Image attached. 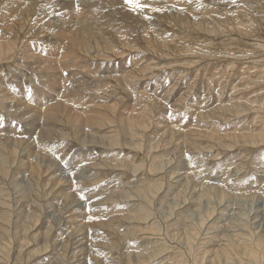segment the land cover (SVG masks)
I'll list each match as a JSON object with an SVG mask.
<instances>
[{
  "label": "rangeland",
  "instance_id": "rangeland-1",
  "mask_svg": "<svg viewBox=\"0 0 264 264\" xmlns=\"http://www.w3.org/2000/svg\"><path fill=\"white\" fill-rule=\"evenodd\" d=\"M24 1L7 0L2 10L5 4L12 6L4 12L0 9V138L6 143L0 150V204L6 205L3 211L12 219L11 230L26 232L31 254L40 251L39 258H49L51 250L41 249L46 245L43 240L53 238L44 234L51 230L53 236H59L57 244L68 243L67 234L71 236V245L63 249L68 250L67 254H71L73 247L82 245L78 258L84 264H109L110 253L106 249L115 238L119 241L121 234L112 240L107 238L106 243L99 244L98 238L111 235V215L127 213L133 208L132 204L131 208L123 207V193L134 196L135 187L148 181H161L166 188L175 181L183 183L180 188H171V196L165 198L162 194L161 200L150 206L152 217L145 231L151 224L156 225L160 234L167 236L168 252L182 249L188 264H193L199 253L195 252L196 246L188 252L184 250L185 241L170 235L193 226L200 237L224 207L228 223L250 224L258 215L262 223L256 226L260 230L257 232L264 230V141L259 144L250 139L264 129V70L258 69L256 64L260 60L254 51L247 52L245 48L242 50L246 52H241L232 45L222 46L219 41L224 35L214 33L217 27L224 32L243 27L247 30L244 33L254 32L259 26L257 18L253 20L255 23H242L245 26L234 28L233 17L256 13L264 21V0H141L147 7L135 11L125 0H56V6L51 3L55 12L47 19L38 17L51 5L47 0ZM185 10L201 25L195 34L189 33L195 46L180 49L170 42L177 35L184 36L179 25L187 15ZM64 19L70 36H54L49 31V22ZM76 26H92L95 34L86 38L84 33L75 31ZM173 26L180 31H175ZM119 27L125 30L124 36L115 31ZM235 31L233 38L239 34ZM154 33H158L160 43L170 46L155 49L151 41ZM217 38L215 43H209ZM10 45L13 53L6 51ZM243 53L248 55L245 57ZM234 85L238 87L236 91ZM145 97L152 105L142 101ZM155 103L158 112H153ZM224 106L229 107L227 111L223 110ZM133 124L136 129L141 130L138 124L147 128L138 135L133 147L141 144L158 156L166 153L155 166L148 162L140 171L133 164L146 154L132 152L125 146L126 140L133 139L129 132ZM113 135L120 136L123 145L111 151L106 143L111 144ZM33 162L40 165L39 175L27 169ZM170 171L175 174L168 178ZM100 172L103 179H93ZM191 172L195 175L188 181ZM235 181L236 184L243 181L237 185L240 189L254 184L259 197L238 196L234 193V188H238ZM54 182L60 185L53 190ZM222 182L231 188V195L220 200L222 196L213 186L220 188ZM179 215L184 220L182 226L181 218L179 224L174 223ZM200 222L204 225L200 226ZM1 228L5 227L0 224V234L4 232ZM215 230L214 227L206 230V236L200 239L208 241ZM76 241L80 243L77 246ZM123 245L120 243L118 264L128 263L125 256L133 247L122 250ZM164 258L162 254L157 263L152 260L147 264H163L164 261L159 262Z\"/></svg>",
  "mask_w": 264,
  "mask_h": 264
},
{
  "label": "bare ground",
  "instance_id": "bare-ground-1",
  "mask_svg": "<svg viewBox=\"0 0 264 264\" xmlns=\"http://www.w3.org/2000/svg\"><path fill=\"white\" fill-rule=\"evenodd\" d=\"M7 1V0H0V9H1V12H4L5 10L8 11L9 9V6H12L11 3L10 4H5V9L2 10V7L4 4V2ZM10 1V0H9ZM24 1V0H23ZM26 1V0H25ZM25 1L23 3H25ZM29 1H32V0H29ZM47 0V4H51L53 3L54 5L56 4V0ZM62 2H64L65 0H60ZM69 1V0H68ZM107 1V0H105ZM124 1V0H123ZM16 2V1H15ZM36 2V1H35ZM59 2V1H58ZM57 2V3H58ZM70 2V1H69ZM82 2V1H81ZM103 2V1H102ZM112 2V0H111ZM32 3V2H31ZM68 3V2H67ZM110 3V2H109ZM108 3V4H109ZM120 3V2H119ZM17 4V3H16ZM60 4V3H59ZM70 4V3H69ZM73 4V3H72ZM103 4V3H101ZM105 4V3H104ZM107 4V5H108ZM147 4V3H146ZM246 4V3H245ZM252 3H250L251 5ZM28 5V4H27ZM244 5V4H243ZM15 6V5H13ZM36 6V5H34ZM56 6V5H55ZM86 6V5H85ZM249 6V5H248ZM17 7V6H16ZM24 7V6H23ZM26 7V6H25ZM33 7V6H32ZM66 7V6H65ZM64 7V8H65ZM71 7V6H70ZM94 7V5H93ZM239 7V6H238ZM19 8V7H18ZM29 8V7H27ZM37 8V6H36ZM39 8V7H38ZM53 8V5L51 4L49 6V8L47 9H44L43 13L40 14V16H38L39 18L43 17L42 19H47L46 17L49 16L51 13L55 12V11H52L51 9ZM73 8V7H72ZM14 9V8H13ZM31 10V8H29ZM261 9V6L260 8ZM36 11V9H34ZM75 10V9H74ZM84 10V9H83ZM86 10V9H85ZM258 10V9H257ZM256 10V12H258ZM24 11H26V9H24ZM88 11V10H87ZM187 12V15L184 17V20L183 22L179 25L181 27V29L184 31V33H182L184 36L182 37H179L177 35L175 41L173 42H170L171 44H173V46L175 44L178 45V47L180 49H184L185 47L187 46H195L194 44V41L191 40V37H192V34L189 35V33H194L195 34V30L197 27H199L201 25V22H199L198 20H196V18H193L189 17V13L187 10H185ZM0 12V13H1ZM29 12V11H28ZM66 12V11H65ZM84 12V11H83ZM126 12V11H125ZM253 12V11H252ZM261 12V11H259ZM30 13V12H29ZM67 13V12H66ZM86 13V12H84ZM84 13L82 15H84ZM193 13V12H192ZM254 13V12H253ZM128 14V13H127ZM207 14V13H206ZM250 14V13H249ZM249 14H238L236 16L232 17L235 18V21L233 23V27L236 28V27H242V26H245V25H249L247 22H250V23H253L254 19L257 18L258 22L257 24H259V26H256V30L254 32H242V31H245L246 29H244V27L239 30V29H236L237 31H235V29H231L230 28V31H222L220 29H217V28H214V33L216 32V34H220V35H224V37L221 39V41H219V43L224 46V45H227V46H230L232 45L234 47V50L236 51L237 49L238 50H241V52L243 51L242 49H245L246 48V51L249 52V50H252L255 52L256 55H258L260 61H256L258 64L257 67L258 69H262L264 70V21H261L259 19V17H256V13L255 15H249ZM12 15V14H11ZM26 15V14H24ZM32 15V14H31ZM72 15V14H71ZM81 15V14H80ZM93 15V14H92ZM17 16V15H16ZM33 16H34V13H33ZM68 16V15H67ZM94 16V15H93ZM239 16V18H237ZM255 16V17H254ZM15 17V16H14ZM75 17V16H73ZM83 17V16H81ZM81 17H78V18H81ZM216 16H214L215 18ZM261 17V16H260ZM24 18V17H23ZM58 18V17H57ZM246 18V19H245ZM262 18V17H261ZM30 19V18H29ZM73 19V18H72ZM209 19V18H208ZM219 19V17H218ZM241 19H245L246 21L244 20H241ZM264 18H262L263 20ZM18 20V19H17ZM24 20V19H23ZM28 20V19H27ZM74 20V19H73ZM11 21V20H10ZM22 21V20H21ZM241 21V22H239ZM252 21V22H251ZM26 22V21H24ZM72 22V21H71ZM88 22V21H87ZM14 23H17V22H14ZM12 23V24H14ZM84 23V22H83ZM90 23V22H89ZM94 23V22H93ZM242 23H245V25H243ZM255 23V22H254ZM12 24H8V25H12ZM20 24V23H18ZM26 24V23H25ZM75 24V23H74ZM86 24V23H85ZM256 24V25H257ZM95 25H98V24H95ZM108 25V24H107ZM106 25V26H107ZM13 26H16V25H13ZM20 26V25H19ZM105 26V25H104ZM104 27V29L106 31H108L107 27ZM216 26V25H215ZM17 27V26H16ZM25 27V26H24ZM23 27V28H24ZM67 21L64 19V21H60V20H51L48 24V28H49V31H52L53 35L54 36H58V37H65V35H68V37L70 36V34H68L66 32V29H67ZM78 27V26H76ZM82 27V28H81ZM81 27H78L75 29V31L78 33H84L86 35V38H91V36H94L95 32H94V29L92 26L89 27V26H81ZM95 27V26H94ZM175 26H173V29L175 31H180L179 29H176L174 28ZM220 27V26H219ZM10 28V27H9ZM21 28V27H19ZM27 28V27H25ZM102 28V27H101ZM108 28H110V25H108ZM15 29H18V28H15ZM203 29V28H202ZM213 29V28H212ZM12 31V29H9ZM21 30V29H20ZM74 30V29H73ZM96 30V29H95ZM199 30V29H198ZM239 30V31H238ZM13 31H14V28H13ZM12 31V33H13ZM23 31V29H22ZM26 31V30H25ZM24 31V32H25ZM115 31H118L121 36H124L125 35V30L122 28V27H119L118 29H115ZM204 31V30H203ZM234 31L235 32H238V37H235L233 38V35L234 34ZM247 31V30H246ZM7 32V31H6ZM101 32H102V29H101ZM208 32V31H206ZM233 32V33H232ZM19 33V31L17 32ZM203 33V32H202ZM210 33V32H209ZM213 33V32H212ZM212 33H210V35H212ZM20 34V33H19ZM34 34V33H33ZM81 34V35H82ZM97 34V33H96ZM208 34V33H207ZM249 34H252L251 36L253 37L254 36V40L249 39ZM22 35V34H21ZM25 35V34H23ZM49 35V34H48ZM76 35V33H75ZM101 35V34H100ZM214 35V34H213ZM212 35V36H213ZM256 35V36H255ZM17 36V35H16ZM78 36H80V34H78ZM84 36V35H83ZM102 36V35H101ZM212 36L210 38H212ZM237 36V35H236ZM247 36V37H246ZM262 36V37H261ZM73 38L77 36H72ZM104 37V36H103ZM158 33H154L153 34V37L151 38V41L154 45H156L154 48L157 49V50H161L162 48H167L168 46H170L169 44L170 43H160L159 40H158ZM20 38V37H19ZM28 38V37H27ZM207 38V37H206ZM215 38V37H214ZM97 39V38H96ZM86 40V39H85ZM93 40V39H92ZM178 40V41H177ZM2 41V40H1ZM16 41V40H15ZM82 41V39H81ZM94 41V40H93ZM99 41V40H98ZM184 41V42H183ZM216 41H218V38L217 40H215L214 42H209L211 44L215 43ZM19 42V41H18ZM70 42V41H69ZM91 42V41H90ZM90 42H87V43H90ZM183 42V43H182ZM2 43V42H1ZM6 43V41H5ZM4 43V44H5ZM14 43V42H13ZM80 43V42H79ZM69 44V43H68ZM67 44V46H68ZM78 44V43H77ZM86 44V43H85ZM151 44V43H150ZM151 44V45H153ZM2 45V44H1ZM5 45H8V44H5ZM15 45V44H14ZM97 45V44H96ZM113 45V42H111V47ZM9 46V45H8ZM78 46V45H77ZM76 46V47H77ZM80 46V45H79ZM172 46V45H171ZM4 47H7V46H4ZM15 47V46H14ZM70 47V45H69ZM68 47V48H69ZM73 47V46H72ZM72 47H70V49H72ZM75 47V46H74ZM96 47V46H95ZM12 45H10V47L6 50V51H9L10 53H13L14 50L12 49ZM80 48V47H78ZM77 48V49H78ZM82 48V47H81ZM91 48V47H90ZM1 49V48H0ZM76 49V48H75ZM85 49V48H84ZM95 48H93L92 50H94ZM225 49V48H224ZM2 50V49H1ZM0 50V51H1ZM86 50V49H85ZM88 50V49H87ZM91 51V50H90ZM98 51V50H97ZM113 51V50H112ZM246 51H243V52H246ZM71 50H69V54H70ZM77 52V50H76ZM83 52V50H82ZM81 52V53H82ZM88 52V51H87ZM166 52V51H165ZM86 53V51H85ZM94 53V52H93ZM167 53V52H166ZM15 54V53H14ZM66 54V53H65ZM72 54V53H71ZM79 54V51L78 53ZM84 54V53H83ZM82 54V55H83ZM96 54V53H95ZM244 56L246 57L248 55H245L246 53H243ZM255 54L252 53V55L254 56ZM67 55V54H66ZM86 55V54H85ZM87 55H90L91 57V54H87ZM251 55V56H252ZM5 56V55H4ZM72 56V55H71ZM71 56H70V59H71ZM76 56V55H75ZM99 56V55H98ZM252 56V57H253ZM77 57V56H76ZM89 57V56H88ZM96 57V56H95ZM250 57V55L248 56ZM256 57V56H255ZM254 57V58H255ZM64 58V57H63ZM68 58V57H67ZM66 58V60H67ZM79 58V57H77ZM1 59V58H0ZM69 59V58H68ZM86 59V58H85ZM110 59V58H109ZM257 59V58H256ZM255 59V60H256ZM65 60V58H64ZM78 60V59H77ZM68 61V60H67ZM80 61V59L78 60ZM109 61V60H108ZM64 62V61H63ZM95 64V63H94ZM71 66V65H70ZM69 66V67H70ZM68 67V66H67ZM73 67V66H72ZM75 67V66H74ZM58 68V67H57ZM66 68V67H65ZM55 70V69H54ZM57 70V69H56ZM55 70V71H56ZM52 72V71H50ZM57 76V75H56ZM126 77V76H125ZM57 78V77H56ZM80 81V80H78ZM75 82V81H74ZM140 82V81H139ZM76 83V82H75ZM224 83V82H223ZM239 83V82H237ZM141 84V83H139ZM82 85V84H81ZM121 85V84H120ZM136 85V84H135ZM134 85V87H136ZM175 85V84H174ZM225 85V84H223ZM176 86V85H175ZM240 86V85H239ZM172 87V86H171ZM176 87H174L175 89ZM224 88V87H222ZM234 91L237 90L238 87H236V85H234ZM232 88V89H233ZM92 89V88H91ZM127 94V93H126ZM128 96V95H127ZM260 98V97H259ZM123 100V99H122ZM146 105H149L151 103V101L148 99V98H143L142 100ZM90 102V101H89ZM117 102V101H116ZM258 103V102H257ZM118 104V103H117ZM158 103H155L154 104V108L155 111L158 112ZM55 105V104H54ZM239 105V104H238ZM264 105V104H263ZM262 105V106H263ZM67 106V105H66ZM231 106V105H229ZM65 107V106H64ZM63 107V108H64ZM114 107V106H113ZM242 108V106H240ZM117 108V107H116ZM227 109H225V106H224V109L223 110H228L229 107H226ZM59 109V108H58ZM221 109V107H220ZM219 109V110H220ZM60 110H62L60 108ZM63 110H66V109H63ZM109 110V109H108ZM113 111V109H111ZM110 110V111H111ZM243 110V109H242ZM261 110V109H259ZM39 111V110H38ZM68 111V109H67ZM94 111V110H92ZM239 111H241L239 109ZM256 111V110H255ZM52 112H55L52 110ZM62 113V111H60ZM59 112V113H60ZM260 112V111H258ZM57 115V113H56ZM116 115V114H115ZM132 115V114H131ZM53 116V115H52ZM202 116V115H200ZM47 117V116H46ZM55 116H53L54 118ZM147 117V116H146ZM48 118V117H47ZM59 118V117H58ZM128 118V117H127ZM149 119V118H148ZM262 124L264 123V120H262ZM46 122V121H45ZM51 122V121H50ZM115 122V121H114ZM258 122V121H256ZM259 122L261 124V120L259 119ZM258 122V123H259ZM47 123V122H46ZM135 123V122H134ZM145 124H138L137 125V128L138 126L141 128L140 129H136V124H133L132 126H130V130L129 132H131V135L133 136V139L130 140L131 142H127L126 140V143H125V146L128 148H131V151L132 152H141V154H146V156L143 158V159H137L135 161V163L133 164V166L135 168H137L138 170L139 169H142V167H144L146 164L151 163V165L155 166V164L159 161V159L162 157V156H165L166 153H164L163 155H156L154 153L153 150H147V149H144L143 146L141 144H138V145H135L133 147V144L135 142V140L138 138V135H140L143 131H145L147 128L146 126H144ZM259 125V124H258ZM42 126V125H41ZM73 126V124H72ZM42 128V127H41ZM74 128V127H73ZM75 129V128H74ZM174 130V129H173ZM194 131V130H192ZM100 132V131H99ZM171 132V131H170ZM253 132V131H252ZM81 133V132H80ZM193 133V132H192ZM204 133V132H203ZM83 134V133H81ZM186 134V133H185ZM206 134V133H205ZM34 135V134H33ZM66 135V134H65ZM61 136V135H60ZM86 136V134H85ZM202 136V135H201ZM246 136V135H245ZM53 137V136H51ZM63 136H61L62 138ZM119 137L120 136H116V135H113V137H110L111 139V144L110 142L109 143H106L108 145H110L111 147V151L113 150H117L115 149L116 147H120L122 146L123 144L121 142H119ZM235 137H238V135H235ZM249 137V136H248ZM91 138V137H90ZM89 138V139H90ZM93 138V137H92ZM91 138V139H92ZM103 138V137H102ZM169 138V137H168ZM213 138V137H212ZM83 139V138H82ZM97 139V138H96ZM173 139V138H172ZM242 139V138H241ZM252 139L251 141L253 142H257L260 144V143H263L264 141V129L262 130L261 133H259L258 136L256 135H253L251 136ZM10 140V139H9ZM88 140V139H87ZM101 141V138L99 139ZM103 140V139H102ZM122 140V139H121ZM143 140V139H142ZM236 140V139H235ZM40 141V140H39ZM81 141V140H80ZM93 141V140H92ZM97 141V140H96ZM214 141V139H213ZM248 141V140H247ZM17 142V140H16ZM23 142V141H22ZM90 142V140H89ZM95 142V141H94ZM103 142V141H102ZM185 142V141H184ZM15 143V142H14ZM28 143V142H27ZM79 143H83V142H79ZM96 143V142H95ZM166 143V142H165ZM170 143V142H169ZM252 143V142H251ZM19 144V143H18ZM2 145H5L6 146V143L4 140H2L0 138V150H1V147ZM16 145V144H15ZM81 145V144H80ZM90 145V144H89ZM102 145V143H101ZM17 146V145H16ZM21 146V145H20ZM97 146V145H96ZM152 146V145H151ZM176 146V145H175ZM184 146V145H183ZM65 147V146H64ZM156 147V146H155ZM195 147V146H194ZM67 148V147H66ZM104 148V147H103ZM123 149V147H121ZM150 148V147H149ZM121 149V150H122ZM145 152V153H144ZM20 153V152H19ZM18 154V153H17ZM19 155V154H18ZM39 156V154H38ZM118 156V155H117ZM115 156V157H117ZM26 158V157H25ZM43 158V157H42ZM217 158V157H216ZM28 159V158H27ZM220 159V158H219ZM39 160V159H38ZM174 161V160H173ZM31 163V162H30ZM163 163V162H162ZM247 163V162H246ZM102 164V163H101ZM30 165V164H29ZM165 165V164H163ZM195 165V164H194ZM25 166V165H24ZM23 166V162L21 161V167H24ZM93 166V165H92ZM91 166V167H92ZM103 166V165H102ZM59 167V166H58ZM99 168V167H97ZM155 168V167H154ZM27 169H31V173L33 175H39V173L41 172V169H40V165H37L36 163H32L30 166L27 167ZM74 169V168H73ZM160 169V168H159ZM162 169V167H161ZM255 169V168H253ZM53 170V168H52ZM153 168L151 166V169H150V172H152ZM164 170V169H163ZM171 170V169H170ZM140 171V170H139ZM143 171V170H141ZM160 171V170H159ZM57 172V171H56ZM164 172V171H163ZM162 172V173H163ZM177 172V171H176ZM245 172V171H244ZM137 173V172H136ZM142 173V172H141ZM146 173V172H145ZM175 174V171L172 172H168V178L170 177V175H174ZM186 174V173H184ZM137 175V174H136ZM145 175V174H143ZM182 175V174H181ZM194 173L191 172L188 176H187V179L188 181L191 180V178L194 177ZM54 175H52V177L50 178L52 181L54 180ZM177 176V175H176ZM184 176V175H183ZM58 177V176H57ZM103 175L102 173L100 172L98 175H96L93 179H103ZM144 177V176H143ZM229 179V178H228ZM50 180V181H51ZM185 180V179H184ZM258 180V179H257ZM49 181V183H50ZM80 181V180H78ZM241 181V179H240ZM239 181V182H240ZM246 181V180H244ZM45 182V181H44ZM182 181L179 180V181H175V183L173 185H171L170 187H164L163 183H161V181H158V182H154V181H148L147 183L145 184H142L138 187H135V190L136 192L133 193L137 196H132L130 194H124L121 195L124 196V199L125 201H123L122 205L123 207L127 208L129 207V205H133V208H131V206L129 208H131L130 212H127V213H124V212H121L120 213H114L115 215H111L109 218V221H112V224L110 225L111 229L109 231V233H111V235L109 236H101L99 237V244L101 241H104L106 240L107 242V238L111 239L113 237H116L117 235L119 236V233L121 234L120 237L121 239L118 241L115 240L112 241L113 243L109 245V248L106 249L108 250V254H109V264H118L117 261L120 259L117 255H118V252L120 250V243H123L124 245L122 246V250L124 248H126L127 246L131 247L129 253H126V258L125 260L128 261V263H125V264H147V262H156V261H159L160 259V256H162V254L165 256V258L160 261L159 263H162L164 261L163 264H188L187 260L185 259V254L183 252L182 249L180 250H177L176 252L177 253H171V252H168L169 251V247L167 246V242L166 241V235H163L162 233L160 234V231L158 230V228L156 227V225L154 224H151V227L149 230H146V224L149 222L150 218L152 217V214L149 210L150 206H154V204L156 203V201H160L161 197H162V194H163V197L165 198H168L169 196H171L172 194V187H174L175 189L177 188H180L181 186H183V183H181ZM184 182V181H183ZM194 182V181H193ZM239 182L237 181V183L239 184ZM48 183V184H49ZM53 183V182H52ZM181 183V184H180ZM242 182H240V185H241ZM235 184H236V181H235ZM236 184V186L238 185ZM57 185H60L58 182H54V184H52L53 186V190L55 189V187ZM68 185V184H67ZM72 185V184H71ZM70 186V185H69ZM190 186V185H189ZM235 186V187H236ZM245 186V185H244ZM255 185L254 184H251L249 187H244V188H241L239 186H237L238 188H234V193L237 194L238 196H241V197H248L252 194H256L258 193L257 190H256V186L254 187ZM72 187V186H71ZM220 188H217L215 186H213L214 188V191L216 190L217 193L220 194V196H222V198H220V200H222L225 195L227 194H230L229 190L231 188L225 186L224 182H222L221 186H219ZM242 187V186H241ZM207 188V187H206ZM59 189V188H58ZM61 189V188H60ZM72 189V188H71ZM208 189V188H207ZM133 190V189H132ZM62 191V189H61ZM128 191V190H127ZM210 190H208L209 192ZM231 191V190H230ZM138 192L140 194H138ZM186 192V191H185ZM130 193V191H129ZM191 194V193H190ZM113 195V194H112ZM116 195V194H114ZM231 195V194H230ZM68 195L64 196V197H67ZM194 197V196H193ZM256 197H259L258 195ZM185 198V197H184ZM187 198V197H186ZM192 198V197H191ZM241 198V199H243ZM245 198V199H246ZM180 199V198H179ZM228 199V198H227ZM257 199V198H256ZM8 200V199H7ZM66 200V199H65ZM163 200V199H162ZM166 200V199H165ZM175 200V199H174ZM177 200V199H176ZM175 200V201H176ZM236 200V199H235ZM6 201V200H5ZM11 201V200H10ZM224 201V200H223ZM260 201V200H259ZM177 202V201H176ZM193 202V201H192ZM202 202V201H201ZM158 203V202H157ZM188 203V202H187ZM186 203V204H187ZM252 203V202H251ZM175 204V203H173ZM185 204V203H184ZM1 207H0V224L2 226H4L5 228H1V230H3L4 232H2L0 234V264H84L83 263V260L78 258L79 257V254H81L82 250H81V246L80 245L79 247H73V249L71 250V254H67L68 253V250L67 252L63 251L64 248L68 249L67 246H70L71 243V240H70V235L67 234V237L69 239L68 243H65L64 242H61L60 244H57L56 241L60 240L59 239V236L56 235V236H53L52 235V231L49 230V231H45L46 233L45 236H47L49 238V236L51 235L53 238L52 239H45L43 240V242L46 244H44L45 246L41 249V251H48V250H51L49 251V258L45 257V256H42L41 258H39V254H40V251H38L39 253L37 254L34 253V254H31L29 251V247L31 246L30 245V240L28 241L27 238H26V232L24 234H21V231L20 232H13L11 230V226H12V219L11 217L8 215L7 212L3 211V209L5 208L4 207V203H1L0 204ZM177 205V204H175ZM6 206V205H5ZM70 207V206H69ZM68 207V208H69ZM257 207V206H256ZM125 210V209H123ZM177 210V209H176ZM226 207H224V209H222L217 217V219L215 221H210L208 224H210V226H206V229L204 231V233L201 234L200 237H205L206 236V230L208 229H211L212 227L216 228V230L212 233L214 236H211L210 238H208V241L207 239H200V237L198 236V231H196V229L191 226V227H187L188 230L186 231H182V230H179L176 232V234L174 235H170V237L172 238H175L176 239V236L180 239H182L183 241H185V244H186V248H184V250H187L188 252H192V249L194 246L195 247V252H199L198 255L196 257H194L195 261L193 264H264V230H262V232H257V231H260L256 228L257 225L260 226V220H258L259 216H255L253 217L252 221L250 224H247V223H228L227 222V219L228 217H225V213H226ZM255 210V209H253ZM261 210V208L259 209ZM67 211V210H66ZM80 211V210H79ZM127 211V210H126ZM119 212V211H118ZM187 215V214H186ZM188 216V215H187ZM221 217V218H220ZM76 218V217H75ZM179 218H183L181 217V215H179V217L176 219V221L174 222L175 224L177 223V221L179 222ZM263 218V217H262ZM236 220V219H235ZM80 221V220H79ZM81 222V221H80ZM184 220L182 219L181 222H179L180 224L183 223ZM133 223H135V225H132ZM177 223V224H179ZM204 222H200V226H203ZM99 225V224H98ZM263 225V224H262ZM74 226V225H73ZM180 226V225H179ZM182 226V224H181ZM212 226V227H211ZM196 227V226H195ZM81 228V226H80ZM78 229V228H77ZM143 229V230H142ZM224 230V231H223ZM142 231V232H140ZM23 232V231H22ZM73 233V232H72ZM83 235H84V232L82 231ZM28 234V233H27ZM65 234V233H64ZM200 234V233H199ZM75 235V234H74ZM72 239H74V237H72ZM84 239V238H83ZM98 239H97V242H98ZM86 241V240H84ZM89 241V240H88ZM110 241V240H109ZM83 242V241H82ZM105 242V241H104ZM103 242V243H104ZM105 242V243H106ZM198 242H203V243H198ZM89 243V242H88ZM73 244V243H72ZM77 244H80L79 241H76L75 245L77 246ZM84 244V243H83ZM109 244V243H107ZM84 246V245H83ZM86 247V246H85ZM90 247V246H89ZM108 247V246H107ZM177 247V246H176ZM33 250V249H32ZM75 250V251H74ZM87 251V250H86ZM92 251V250H90ZM197 254V253H196ZM87 255V254H86ZM169 256V257H167ZM91 258V257H90ZM93 258V257H92ZM172 259H175L173 263L172 262ZM85 260V259H84ZM97 260V258H96ZM100 260V259H99ZM86 262V260H85ZM157 263V262H156ZM85 264H90V262H87ZM120 264V263H119ZM190 264V263H189Z\"/></svg>",
  "mask_w": 264,
  "mask_h": 264
},
{
  "label": "snow or ice",
  "instance_id": "snow-or-ice-1",
  "mask_svg": "<svg viewBox=\"0 0 264 264\" xmlns=\"http://www.w3.org/2000/svg\"><path fill=\"white\" fill-rule=\"evenodd\" d=\"M125 3L128 4L129 7L134 11L147 7V4L142 3L141 0H125Z\"/></svg>",
  "mask_w": 264,
  "mask_h": 264
}]
</instances>
